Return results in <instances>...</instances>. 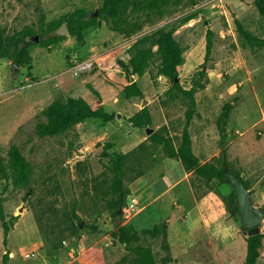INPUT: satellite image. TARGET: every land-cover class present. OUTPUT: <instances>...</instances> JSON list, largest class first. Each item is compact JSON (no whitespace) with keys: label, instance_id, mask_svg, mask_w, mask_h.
Listing matches in <instances>:
<instances>
[{"label":"rangeland","instance_id":"rangeland-1","mask_svg":"<svg viewBox=\"0 0 264 264\" xmlns=\"http://www.w3.org/2000/svg\"><path fill=\"white\" fill-rule=\"evenodd\" d=\"M103 1L0 0V38L10 43L26 26L38 33L77 8L99 10ZM170 10L174 14L164 10L165 17L146 11L133 17L143 28L130 42L159 27H175L186 59L179 73L185 89L206 65L209 79L200 81L190 126L196 155L202 164L221 167L225 142L230 168L246 175L253 204L264 210V44L245 41L236 25L241 21L264 40V16L255 0H178ZM189 16L194 18L185 20ZM209 29L214 31V47L206 61ZM85 35L91 43L71 35L50 47L34 43L32 70L17 69L12 58L0 59V162L8 163L16 145L33 167L30 188L9 185L0 174L7 219H16L7 244L0 219V264L7 252V264H116L128 253L115 238L119 228L130 225L142 235L139 243L160 252V240L145 233L162 224L172 250L169 264H245L248 233L242 230L240 215L233 216L224 202L233 186L190 176L164 145L147 136L149 127L164 130L179 146L186 124L189 101L168 93L169 81L158 75L161 60L155 58L138 79L145 97L126 98L123 90L131 79L120 62H128L131 47L106 25ZM93 53L98 57H90ZM92 58L93 70L71 74L75 61ZM68 97H83L94 108L106 103L117 116L107 124L83 122L61 135L39 136L37 125L47 120L43 110ZM228 104L232 107L223 139L218 122ZM146 106L152 124L138 128L130 118ZM114 152L129 155L124 175L129 194L117 216L108 205ZM133 199L138 200L135 207ZM261 227L258 264H264V222Z\"/></svg>","mask_w":264,"mask_h":264},{"label":"trees","instance_id":"trees-1","mask_svg":"<svg viewBox=\"0 0 264 264\" xmlns=\"http://www.w3.org/2000/svg\"><path fill=\"white\" fill-rule=\"evenodd\" d=\"M195 1L191 0L193 3ZM177 2L178 0H104L102 7L99 9L98 16H94L95 11L91 12L86 8H77L61 19L52 21L46 27H41L38 33L34 34L35 30L30 26H26L12 38L10 43L0 38V59L6 57L12 58L16 64L32 70L34 59L31 55L30 47L34 43L26 42L27 36L40 34V43L45 47H50L52 44L62 41L64 37L46 38V35L66 22L70 28V35L76 37L80 42L85 41L86 29L95 26L101 28L103 25H106L117 35L131 38L143 28L142 23H136V21L132 20L133 17L140 15L144 11L148 13H160L161 17H165L167 14L164 13V10H166L169 15H173L174 13L170 12V8ZM255 5L259 13L264 16V0H255ZM192 18L194 17L189 16L185 20L189 21ZM236 25L239 35L245 41L249 43L253 42L257 45L264 44V40L248 31L241 21L236 20ZM175 33V27L166 25L142 35L134 42L130 48L128 62H120L131 79L129 84L124 87L123 92L126 98H144L145 93L138 79L147 73L155 58L160 59L161 63L158 75L169 81L171 86L168 93L176 92L177 96L182 94L189 101V104L186 111V124L179 146L175 145V142L169 135L163 133L164 130L153 133L149 136V139L164 145L171 158H177L181 161L186 173H192L197 179L203 180L206 183L217 181L220 184H225L227 183L224 180L225 169L226 167H230L228 151L226 149L227 144L222 142L221 167L213 162L202 164L194 151L192 134L190 132L191 123L197 112L196 92L201 86L200 81L202 79H209V74L204 69L205 65L199 71L198 77L194 79L193 86L190 89L184 88L178 78L180 69L185 64L186 59L184 48ZM213 47L214 31L209 29L207 32L206 61L209 59ZM89 88L101 98V94L97 89L92 85H89ZM231 107V104L226 105L219 118L218 126L222 132L223 139L227 137L226 130ZM43 114L47 120L41 121L37 125V134L41 137L64 134L73 129L77 124L83 122L100 120L102 124H107L112 122L117 116V113L108 109L106 104H101L99 107L94 108L83 97H68L66 100L57 99L43 110ZM152 121L153 116L148 106L130 118V122L134 126L143 129L150 126ZM128 159V154L113 153L111 171L114 174V178L111 186L112 198L108 201V205L114 216H117L118 210L123 208L129 194L128 189L124 185L125 168ZM0 174L9 185H13L16 188H30L33 179V167L19 147L13 145L9 151L8 163L3 164L0 162ZM237 174L240 175V173ZM245 186L249 190L247 181H245ZM224 202L228 211L233 216L239 215L238 202L234 190L229 195V198H224ZM0 219L3 226L4 243L7 244L9 234L16 219H7L2 198H0ZM145 235L160 240V252L150 245L139 243L142 235L139 236L135 232H132L130 225L119 228L115 238L126 246L128 253L116 264H169L173 261L171 245L168 240V229L165 225L157 226L153 231L147 230ZM247 241L248 252L245 264H258L263 247V234L250 236ZM8 260L9 252L5 254L4 264H7Z\"/></svg>","mask_w":264,"mask_h":264},{"label":"water","instance_id":"water-1","mask_svg":"<svg viewBox=\"0 0 264 264\" xmlns=\"http://www.w3.org/2000/svg\"><path fill=\"white\" fill-rule=\"evenodd\" d=\"M98 15L99 10H96L94 16ZM67 35H70V28L67 23H63L49 34L51 37ZM26 42H32L35 44L40 43V34L32 36V38ZM15 67L18 69L20 65L15 64ZM145 103H147V101H145ZM146 133L147 136H151L153 133H156V131L149 127L146 129ZM246 179L247 177L245 174L238 175L232 171L230 167H226L224 180L233 186L238 202V213L242 221V230L247 231L248 236L250 237L262 233L261 225L264 222V210H261L253 204L251 192L245 186Z\"/></svg>","mask_w":264,"mask_h":264},{"label":"built area","instance_id":"built-area-1","mask_svg":"<svg viewBox=\"0 0 264 264\" xmlns=\"http://www.w3.org/2000/svg\"><path fill=\"white\" fill-rule=\"evenodd\" d=\"M131 38H127L124 44H127V47L130 48L132 47L133 43L130 42ZM95 65V62L92 59H88L86 61H75L73 63V66L69 69L71 74H73L74 76H80L82 74H84L85 72L91 71L93 70ZM138 204V200L137 199H133L132 200V207L137 206Z\"/></svg>","mask_w":264,"mask_h":264},{"label":"crops","instance_id":"crops-1","mask_svg":"<svg viewBox=\"0 0 264 264\" xmlns=\"http://www.w3.org/2000/svg\"><path fill=\"white\" fill-rule=\"evenodd\" d=\"M94 28H95V27H90V28H88L85 32H86V33H87V32L90 33V32H92V31L94 30ZM112 32H113V31H112ZM113 33H115V32H113ZM115 34H116V33H115ZM122 37H123V36H122ZM123 38H124V37H123ZM126 39H127V38H124V40H126ZM86 40H87V43H86ZM90 41H91V40L88 39V36H86V37H85V41H84V43L89 44ZM90 43H91V42H90ZM123 46H124V45H123ZM92 48H93V47H92ZM123 48H124V47H123ZM127 48H128V47H127ZM124 49H125V48H124ZM110 50H112V49H108V51H110ZM125 50H126V49H125ZM94 52H95V51H94ZM94 56L97 58V57H98V53H97V54L93 53L92 56H90V57H94ZM95 88H96V87H95ZM74 98H78V97H74ZM103 104H106V103H103ZM191 133H192V131H191ZM205 134H206V133H205ZM194 151H195V148H194ZM195 153H196V151H195ZM196 154H197V153H196ZM204 162H205V161H204ZM187 174H189V173H187ZM189 175L191 176V173H190Z\"/></svg>","mask_w":264,"mask_h":264}]
</instances>
